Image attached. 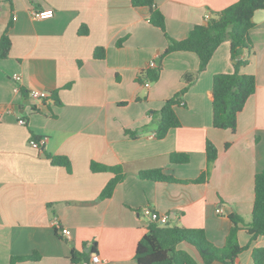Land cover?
Here are the masks:
<instances>
[{"label":"crops","instance_id":"obj_1","mask_svg":"<svg viewBox=\"0 0 264 264\" xmlns=\"http://www.w3.org/2000/svg\"><path fill=\"white\" fill-rule=\"evenodd\" d=\"M235 1L154 3L166 32L181 39L210 11ZM44 8L53 14L31 16ZM149 13L130 0H0V36L10 22L11 39L8 57L0 59V264L32 253L35 259L12 264H80L71 261V251L89 252L93 243L100 261L91 264H134L149 222L144 206L168 213L170 223L203 229L216 246L225 243L229 215L249 221L254 175L264 167V9L254 12L252 47L242 53L249 62L241 71L255 76V91L238 113L236 130L212 126L213 75L233 70L225 40L174 107L179 125L162 138L153 135L152 114L183 87L182 74L195 71L199 60L182 50L160 59L166 38ZM96 47L104 48V58L93 56ZM157 58L160 76L145 86L137 74ZM31 89L49 91L56 101L35 103ZM31 139L44 142L33 147ZM206 140L217 148L206 181L137 177L140 170L165 168L179 179L196 178L206 166ZM46 152L66 156L69 170L52 164ZM173 152L186 153L188 161L170 162ZM91 161L122 167L125 176L111 196L98 198L113 173L91 171ZM64 227L69 238L61 234ZM237 241L249 247L231 264H252L251 250L264 246V236L250 241L239 230ZM178 247L195 256L191 246Z\"/></svg>","mask_w":264,"mask_h":264},{"label":"trees","instance_id":"obj_2","mask_svg":"<svg viewBox=\"0 0 264 264\" xmlns=\"http://www.w3.org/2000/svg\"><path fill=\"white\" fill-rule=\"evenodd\" d=\"M132 6H145L149 9L148 21L160 28L166 38V46L160 53V59L174 51L194 52L199 60L195 71H185L181 80L183 87L170 98L166 99L162 107L152 114L156 122L154 136L162 138L169 128L177 127L179 119L174 107L183 104L182 96L187 87L193 83L199 72L205 69L215 49L225 40L229 41L230 58L233 70L228 73H216L212 78V87L209 99L212 107V126L219 129L236 130L238 113L250 95L255 91V76L241 71L248 64V58H244V50H250L252 41L249 30L255 26L253 14L258 9H264V0H237L218 11H210L209 17L201 24L194 25L187 35L181 39L170 36L164 27V15L156 7L154 0H130ZM0 36V59L7 58L11 48V39L8 28ZM264 27V22H263ZM84 33L86 29H80ZM95 58H104L103 47H96L93 52ZM162 70L161 61L155 62L152 67L147 66L139 70L137 79L139 82L158 80ZM51 97L56 101L54 94ZM146 127V126H145ZM143 127L141 130H144ZM130 137L139 135L137 131L125 130ZM229 143H225L227 147ZM52 164L70 168L69 159L63 155L45 153ZM206 166L200 174L193 179H179L167 172L165 168H151L140 170L137 177L163 182H204L207 180L211 166L217 157V148L210 141L205 143ZM172 163H184L188 161L186 153L173 152L169 154ZM91 171H110L113 177L105 184L99 194V199L111 196L115 186L125 176L120 165L108 166L94 161L90 162ZM231 227L222 246L212 244L205 236L203 229L184 228L169 221L160 224L149 220L146 231L138 241L134 253V264H214L233 263L237 256L249 247L240 245L237 241V232L244 230L250 237V241L264 236V167L254 175V197L249 221L245 222L237 214L229 215ZM185 243L194 249L195 256L187 250L179 248V243ZM96 243H93L89 252L72 250L70 259L73 262H90V256L96 253ZM34 253L28 255L11 256L10 263L17 261L33 260ZM252 264H264V246L254 247L251 250Z\"/></svg>","mask_w":264,"mask_h":264},{"label":"built area","instance_id":"obj_3","mask_svg":"<svg viewBox=\"0 0 264 264\" xmlns=\"http://www.w3.org/2000/svg\"><path fill=\"white\" fill-rule=\"evenodd\" d=\"M30 14L33 18L35 19H41V18H45V17H49L53 14V9L52 8H44V9H32L30 11ZM209 17V14L205 15V18ZM155 65V60H152L149 62L148 66L152 67ZM16 80H19V76L16 75L14 77ZM145 86L149 85V81H145L144 83ZM29 97L35 102V103H43V102H51L52 101V97H51V93L49 91H45V90H37V89H31L29 92ZM19 123H24V119L19 118L17 120ZM44 142L43 139L41 140H35V139H31L30 140V144L33 147H39L42 143ZM217 212L221 211V208H217L216 209ZM141 212L143 213V215L145 217H147L149 220L151 221H156L160 224H165L169 221L170 219V215L168 213H157L156 211L152 210L149 206H144L141 209ZM61 234L65 237V238H69L70 237V230L67 228H61L60 229ZM100 261L99 255L96 253H93L90 256V262H86V261H80V264H91V263H98ZM214 264H231V263H219V262H215Z\"/></svg>","mask_w":264,"mask_h":264},{"label":"water","instance_id":"obj_4","mask_svg":"<svg viewBox=\"0 0 264 264\" xmlns=\"http://www.w3.org/2000/svg\"><path fill=\"white\" fill-rule=\"evenodd\" d=\"M156 61L158 62L159 61V58H157Z\"/></svg>","mask_w":264,"mask_h":264}]
</instances>
